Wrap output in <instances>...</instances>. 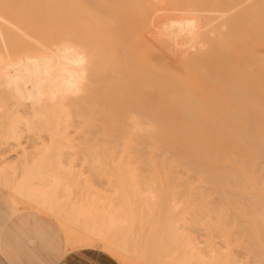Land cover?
Instances as JSON below:
<instances>
[{"label": "bare ground", "instance_id": "bare-ground-1", "mask_svg": "<svg viewBox=\"0 0 264 264\" xmlns=\"http://www.w3.org/2000/svg\"><path fill=\"white\" fill-rule=\"evenodd\" d=\"M14 1L6 7V0H0V109L8 112L0 145L21 146L24 132L49 138L33 141L32 150L21 146L7 163L2 160L0 185L14 212L27 209L20 199L29 202L56 216L66 236L104 239L144 264H249L231 255L230 236L248 238L237 246L261 257L264 0H126L125 5L111 0L114 13L106 6L109 1L89 0L102 4L100 12L95 7V17L105 26L92 27L94 36L100 31L95 40L76 32V26L87 24L85 17L79 24L74 19L73 29L60 30L65 31L60 35L53 30L56 37L50 38L53 28L41 22L46 29L36 28L40 11L28 7L31 1H15L20 9ZM72 2L71 13H76L75 2L79 8L84 3ZM11 4L19 13L13 14ZM128 9L143 19L141 26L134 15L127 16L132 14ZM32 11L37 16L28 13L35 15L28 21ZM110 13L135 20L126 31L131 29L129 39L136 38L138 46L129 48L130 40L125 44L115 37L109 42L113 29L107 28L119 23L117 17H106ZM56 18L53 23L59 22ZM31 23L35 28L23 27ZM87 170L108 172L112 194L93 188ZM180 187L183 193L177 192ZM168 188L174 191L160 193ZM200 229L211 237L210 256H203L202 248L195 251L199 246L193 233ZM214 236L227 238L226 251L213 247Z\"/></svg>", "mask_w": 264, "mask_h": 264}, {"label": "rangeland", "instance_id": "rangeland-1", "mask_svg": "<svg viewBox=\"0 0 264 264\" xmlns=\"http://www.w3.org/2000/svg\"><path fill=\"white\" fill-rule=\"evenodd\" d=\"M7 1L8 0H6V5H5L6 7L8 6V4H10L9 2L7 4ZM15 1H17V0H15ZM15 1H14V3H16ZM29 1H31L30 3H32V5L29 4L27 1H25V3H27V5L29 4L28 7L31 6V10L32 9L33 10L38 9V12L39 11L40 12H39L38 16L33 11L32 12H27V16H28V13H30V14L34 13L37 16L36 18L38 20L40 19L39 21L37 20L38 23H40V22L42 24L44 23L43 25H47L46 28L47 27H51L50 29L53 28L52 31L50 30V32H49L50 38H54V36L56 34H59V35L62 34L63 31L61 32L60 30H65V29H69V28L73 29L74 25H76V23L73 25V23L76 22L74 19H76L78 21V24H79L80 21H84L85 19L87 20V21L85 20V23L87 22L86 25H88V22H89V24L93 23L92 20L95 22L93 24V26L92 25L91 26L89 25V28H85V27H88V26H86V25L84 26V24H82L83 26L77 24L78 26L75 27V28L78 27V30H79L80 27H82L83 30L84 29L88 30V33L84 30L85 33H87V34H85V33L83 34L82 33V29L79 30L81 32H78V30H76L74 28L77 33H80L78 35H83L85 37L86 36H89V37L93 36V38L91 37V39H93V40H95L96 36L100 33V31L97 33L96 30H94L96 32L95 34H97V35L94 36V32H93L92 29H95V28H92V27L95 26L96 29L98 28L100 30L103 26H105V25H100V23H98L99 16L98 17H95V14H97V12L98 11L100 12V10H101V9L99 10L97 8V7H99V5L102 6V4L99 1H103V0L96 1L99 4H97L96 2H94V4H91V2H93V0L92 1L90 0L91 2H89V0H83L84 3H85L84 6H86V8H90V10H92V8L95 9V7H96L98 9V11H96V9H95L96 12H94V11H93V13L91 12L92 15L89 14L90 12L88 14L83 13L84 11H82L80 13L79 10L82 9L81 7L84 4L82 2H81L82 6H80V8L78 7L79 5L77 4V2H75L76 5H77L76 6L77 7V10L74 9L76 7H74L73 9L76 11V13L74 11L71 13V11H72L71 8L72 7H70L69 5H72V3H74V2H72L73 0L70 1L71 4L69 3V5H68V3H66V0H61V2H59V1L56 0L59 4L62 3L63 4L62 6H58V3H56L55 0L53 2L51 0H41V1H39V0L37 1L36 0V2H38V4H35V5H34V3H35L34 0H29ZM67 1L69 2V0H67ZM105 1H109V2H105ZM123 1L125 2L126 0H122L121 1L124 4ZM104 2L106 4L109 3L110 5H112V3H114V2H111V0H104ZM104 2H102V3H104ZM11 3H13V2H11ZM17 3H23V1L22 0H21V2H18L17 1ZM17 3H16V5H18ZM126 3L127 2H125V4ZM50 4H52L51 6H53L52 8L54 10L56 8L55 11L58 10L57 12H59V14L58 13L57 14L59 16L58 15L55 16L56 13L51 14V11L53 9H50V7H51V6H49ZM55 4H57V6ZM64 4L67 6V10L64 9V7H66ZM109 4L106 5V6H107V8L109 7L108 10H111L112 9L111 8L112 6L110 7ZM120 4L121 3L119 2L118 3V7L119 6L120 7H123V4H121V5ZM13 5L12 4H11V6L9 5L10 6L9 8H11V10L13 11V14L15 15V13H19V12L17 10L15 12V10H13ZM40 5H41V7H40ZM68 6L71 9L70 11L68 10ZM72 6H75V5H72ZM9 8H6V9H8V11H10ZM20 8H21V6H19V9ZM86 8L84 7L82 10H86ZM124 8L125 7L122 8L124 11H121V8H120L119 12L121 11V12L124 13L125 12V9ZM6 9H5V11H6ZM28 9L26 11H28ZM103 9H104V7H103ZM3 10H4V7H3ZM24 10H25V7H24ZM65 10L68 11V12H65ZM112 11H113V9H112ZM128 11H130L131 13L133 12L132 10H129V9H128ZM69 12H70V14H67ZM114 12L115 11H113V13ZM130 12H129V14H130ZM77 13L80 15V16H78V18L76 16ZM113 13H110L106 17L109 16L108 17L109 19L110 18L117 17L118 18V21H119V23L118 22L117 23L119 25L122 24L121 26H123L125 28H123V27L120 26L117 29L116 27L119 26V25H117V23H115V21H114V23L116 25H112L114 23L111 24L112 26L106 25V28L109 26V28H107V29L110 30V27H111V30L113 29L112 31L115 32V33H113V32L110 33L111 35H110L109 42H112L114 40V37H115L117 39L121 38V41H124L125 40V44L128 43V41L130 40L129 43L126 44L127 47H129V48H133V46H138V45H136V40H137L136 38H135V42H132V41H134V39L131 41V39H132V32L130 30L132 29V27H134L133 25L136 22H135V20H130V18L133 17V15H134L133 13L134 12L132 14H130V15H128V13H126L127 16H129L130 18L127 17L126 15H124L125 13L124 14L121 13V14H123L122 15L123 17L126 16L125 18L128 19V25H127V22L125 21V19L122 18L121 14H119L120 16H118V13H115L114 15H113ZM71 14L73 15V17L71 16ZM102 14H104V13H102ZM105 14L103 16H105ZM23 15H24V13H23ZM23 15H22V17H23ZM35 15H33V16L35 17ZM46 15L48 17H46ZM51 15H52V17H51ZM60 15H61V17H60ZM67 15H70L71 17H69ZM30 16L33 17L32 15H30ZM30 16H28V21H29V19H32ZM57 16H58V18H56ZM74 16H76V17H74ZM42 17H43V19H42ZM83 17H85V19H81ZM159 17H161V16H159ZM13 18H16V16H13ZM23 18H19V20L20 19H23ZM26 18H24L23 20H26ZM44 18H47V19H44ZM55 18L57 20L60 18V20H58L59 22H56V23L54 22L53 23L52 20L56 21ZM62 18H63V20H61ZM71 18H73V19H71ZM96 18H98V19H96ZM108 18H107V20H108ZM134 18L138 20V21L137 20L136 21L139 24V26H141L142 24L140 25L139 22L141 20H143V19L141 17L136 16V15H134L133 19ZM139 18H141V19H139ZM90 19H92V20H90ZM49 20H51L52 22L51 21L48 22ZM68 20H70V21L68 22ZM72 20H74V21L71 24V21ZM123 20L125 22H123ZM61 21H63V22H61ZM36 22L34 21L35 25H36ZM120 22H121V24H120ZM34 23H33V26H34ZM41 23L38 24L40 26L36 25L37 26L36 28L37 29L39 28L40 30H42V29L44 30L45 26L42 27V28H40L41 26H43ZM57 23H59V24H57ZM129 23H131V24H129ZM101 24H103V23H101ZM30 26H32V23L31 24L24 25L23 27L30 28V29L35 28V26L34 27L32 26L33 28H31ZM115 28L117 29L118 32H116V29ZM127 28H131L130 30L128 29L131 33H129V31L128 32L126 31ZM152 29H153V27H152ZM53 30L57 31L56 34H54L55 31L53 32ZM148 30L149 29L147 28V30L145 29V32L143 31L144 32L143 33L144 36H142L143 39L146 36H148L147 35V34H149L148 33ZM141 33H142V31L141 32L138 31V35L136 34V36L139 38L140 35H142ZM145 33H147V34L145 35ZM116 35H118V36L120 35L121 37H117ZM124 35H125V37H123ZM129 38H131V39H129ZM147 38H148L147 39L148 41H151L152 42V43L150 42V44H154V46L156 45L155 46L156 48L158 47V45H159L158 43L159 42L157 43L156 41H154L153 40L154 37L152 38L153 41L152 40H149V37H147ZM127 39H128V41H127ZM145 40H146V38H145ZM139 42H138V44H141L142 38H141V41H139ZM143 48H145V47L142 46V49ZM164 56L165 57H168L169 54L168 53H165ZM169 58L171 59L169 61L176 62V60H174L171 56H169ZM161 64L164 65V63H161ZM4 103L6 104V102H4ZM3 106H5V105H3ZM5 109H7V107H5V108L3 107V109L2 108L0 109V131L2 129H4V127L7 125V123L5 124V122H2L5 119V117H6L5 114L8 113ZM6 122H7V120H6ZM4 130H6V127H5ZM76 130L77 129L72 130V131L75 133ZM78 130H80V129H78ZM72 131H71V134H70L71 136H73V132ZM76 132H78V133H76L74 136H79V134L81 133L80 131H76ZM2 133H3V131H2ZM24 133H25V135L21 139V142H22L21 146H27V148L29 147L28 148L29 150L31 148L36 147L35 144H33V141H35V140L38 141L39 140V142L40 141L48 142V140H49L47 134L46 133H43V132H41L40 134H34L33 136L32 135L30 136L29 134L27 135V132H24ZM3 134L0 133L1 136ZM78 138H76L74 142H79L80 139H78ZM16 145L17 144H15V145L14 144L13 145H6V144L0 145V151L2 153V154L0 153V165L5 164V163H3V161L4 162L11 161V159L13 157L15 158L16 155H19V151H21L22 148H21V146H16ZM67 158L68 157L64 155V159L70 161V158H68V159ZM5 159H6V161H5ZM75 163L80 168L82 167V165H80V164H82L81 163V160L77 159V160H75ZM97 171L98 170H95V171L87 170L86 171L85 174L86 175H89V177L91 178V180L89 181V183L92 184L93 188H95L97 190H100V191H103L104 194L107 193L106 195L112 194V191L110 189L114 188V186L111 185V184H109L106 181V178L109 177V175L107 174L108 172L102 171V172L98 173ZM146 187H147V185H144L143 188H146ZM176 190H177V192L183 193V190H182L181 187L180 188H177ZM173 191L174 190L172 188H168L167 190L161 191L160 193H162V194L163 193H172ZM143 193H146V191H144ZM20 202H21L20 206H22L24 204V206H26L27 209H25L22 212H14L13 209H12V204H11V201H10V198H9L8 191L4 188L3 185H0V264H61L68 257H71L72 258V261H73L72 264H94V262L97 261V260H99V261H107V262L109 261L112 264H144V262L141 259H139V256L136 257L137 256L136 254L131 253L130 251L122 252L120 250L111 248V247H109L107 245V241H105L104 239H101V238H98V237H95V236H87V237L86 236H66V234H65V228H62L63 227V224L61 223V221H58L59 219L56 216H54L55 218H53V216H51L53 214L50 211H48V210L45 211L44 209H42L40 207H37L36 205L34 206V204H31L29 202H25V201H23L21 199H20ZM22 202H24V203L22 204ZM160 208H163V207H160ZM37 209H39V210H37ZM40 210H42V211H40ZM50 213H51V215H50ZM142 214L143 215H146V211L145 212L143 211ZM57 221L59 222V224H58ZM60 223H61V227H60ZM65 227L66 228H69V229H73V227L72 226H69V225H67ZM193 235H194L193 237H195V238H193L191 236L193 238V242H195V245L197 244L196 247L199 246V249H197L195 251L200 252L199 250L202 248L201 250L203 251V253H201V252L200 253L203 255L204 252H205V254H209L208 256H210L212 254V252H210L211 250H209V241H210L211 237L209 238V236L206 235V230L205 229H200V230H198V232L193 233ZM214 237L212 238L214 240V241L212 240L213 241V247L215 248L217 246L216 249L220 248L223 251L224 248H225L224 243H226L225 240L227 238L225 237L226 239H224L222 236H217L215 238ZM70 238H72V239H70ZM228 238H232L230 240L231 241L232 240L234 241L231 246H232V248H234V247L235 248L233 250L234 252L233 251L231 252V255L234 256L235 258L240 259V262H242V261H244V262L249 261L251 264H264V254H262V256L260 257V253H258V252L257 253H254L252 251H249V252H246L245 251V252H243V250H241L240 247L237 246V243L238 242H242L244 240H247L248 238L246 239L245 236H230ZM78 242H79V244H78ZM235 243H236V245H235ZM207 244H208V246H207ZM203 246H207V248L206 247H203ZM222 246H224V248ZM225 251H226V248H225ZM130 253H131V255H130ZM241 253H243V255H240ZM180 254H182V253H178L176 255H179L180 256ZM205 254L203 256H207ZM131 256H133V257H131ZM164 257H166V256H164ZM173 262H175V260H173ZM173 262L171 264H173Z\"/></svg>", "mask_w": 264, "mask_h": 264}, {"label": "crops", "instance_id": "crops-1", "mask_svg": "<svg viewBox=\"0 0 264 264\" xmlns=\"http://www.w3.org/2000/svg\"><path fill=\"white\" fill-rule=\"evenodd\" d=\"M9 198H10V196H9ZM10 201H11V204H12V209H13V211H14V207H13V203H12V200H11V198H10ZM24 211V210H23ZM22 212V211H21ZM72 258L71 257H68V258H66V260H64L61 264H72ZM94 264H112L111 262H107V261H99V260H97V261H95L94 262Z\"/></svg>", "mask_w": 264, "mask_h": 264}]
</instances>
